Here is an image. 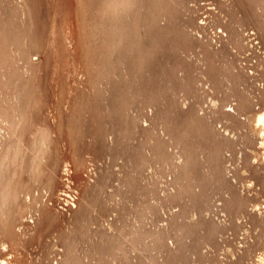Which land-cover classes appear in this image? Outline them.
Masks as SVG:
<instances>
[{
	"label": "rangeland",
	"instance_id": "rangeland-1",
	"mask_svg": "<svg viewBox=\"0 0 264 264\" xmlns=\"http://www.w3.org/2000/svg\"><path fill=\"white\" fill-rule=\"evenodd\" d=\"M260 111L264 0H0V264H261Z\"/></svg>",
	"mask_w": 264,
	"mask_h": 264
},
{
	"label": "bare ground",
	"instance_id": "bare-ground-1",
	"mask_svg": "<svg viewBox=\"0 0 264 264\" xmlns=\"http://www.w3.org/2000/svg\"><path fill=\"white\" fill-rule=\"evenodd\" d=\"M252 119H253V122H252L253 126L259 130V133H261L262 136H264V111L258 112L257 114L253 116ZM0 161H1V157H0ZM260 262L261 264H264V256L260 259Z\"/></svg>",
	"mask_w": 264,
	"mask_h": 264
}]
</instances>
